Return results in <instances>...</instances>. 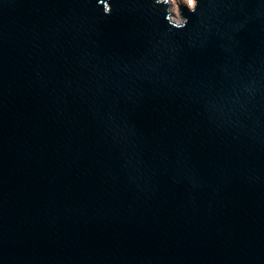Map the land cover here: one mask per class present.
<instances>
[{
  "label": "water",
  "instance_id": "95a60500",
  "mask_svg": "<svg viewBox=\"0 0 264 264\" xmlns=\"http://www.w3.org/2000/svg\"><path fill=\"white\" fill-rule=\"evenodd\" d=\"M106 2L0 0V264H264V0Z\"/></svg>",
  "mask_w": 264,
  "mask_h": 264
},
{
  "label": "clouds",
  "instance_id": "9594fccd",
  "mask_svg": "<svg viewBox=\"0 0 264 264\" xmlns=\"http://www.w3.org/2000/svg\"><path fill=\"white\" fill-rule=\"evenodd\" d=\"M157 2H160V0H157ZM167 4H171L172 7L168 8V13L174 14L179 20V24H173L171 26H174L175 28H183L185 21L183 17H180L179 15V4L178 0H164ZM98 3H103V12L105 15L109 14L111 12V5L106 2V0H98ZM183 3L187 5L189 10H195L197 0H183ZM166 20H170V16H166Z\"/></svg>",
  "mask_w": 264,
  "mask_h": 264
},
{
  "label": "rangeland",
  "instance_id": "374dc122",
  "mask_svg": "<svg viewBox=\"0 0 264 264\" xmlns=\"http://www.w3.org/2000/svg\"><path fill=\"white\" fill-rule=\"evenodd\" d=\"M181 2H183V0H178V3L180 4ZM181 11H180V9H179V15H180V17H181ZM174 17L176 18V19H178L175 15H174Z\"/></svg>",
  "mask_w": 264,
  "mask_h": 264
}]
</instances>
